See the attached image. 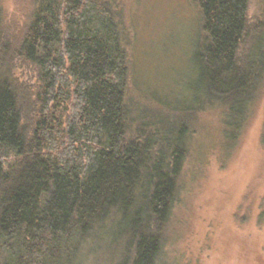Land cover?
I'll use <instances>...</instances> for the list:
<instances>
[{
	"label": "trees",
	"instance_id": "trees-1",
	"mask_svg": "<svg viewBox=\"0 0 264 264\" xmlns=\"http://www.w3.org/2000/svg\"><path fill=\"white\" fill-rule=\"evenodd\" d=\"M29 2L16 56L36 67L42 83L31 137L11 82L14 53L4 38L0 5L4 264H64L88 238L117 253L116 264H161L192 135L186 116L193 109L157 99L178 118L152 114L134 123L125 102L131 69L116 17L120 0ZM248 2L196 0L202 25L192 57L195 81L186 88L197 96L186 103L200 112L219 106L226 146L238 139L264 82V32L248 26ZM71 97V116L65 133L59 132L68 148L56 154L49 105ZM11 155L16 161L5 166Z\"/></svg>",
	"mask_w": 264,
	"mask_h": 264
},
{
	"label": "rangeland",
	"instance_id": "rangeland-1",
	"mask_svg": "<svg viewBox=\"0 0 264 264\" xmlns=\"http://www.w3.org/2000/svg\"><path fill=\"white\" fill-rule=\"evenodd\" d=\"M119 3L116 17L131 69L125 102L134 123L153 115L170 122L178 118L158 105L157 99L168 97L175 107L193 109L186 116L192 135L177 201L164 231L161 264H264V82L238 139L226 146L219 106L200 112L198 105L186 103L197 96L186 88V84L195 81L192 57L202 25L196 0ZM0 5L4 38L14 53L11 82L19 96L21 123L31 137L39 119L37 96L42 83L36 67L16 56L30 2L0 0ZM246 20L251 31L264 32V0H249ZM72 102L71 97L49 105L50 114L56 118V154L68 148L66 135L59 132L65 133ZM5 160V166L16 161L12 155ZM101 244L100 240L88 238L71 250V257L64 264H116L117 253L112 256ZM5 259L0 240V264Z\"/></svg>",
	"mask_w": 264,
	"mask_h": 264
}]
</instances>
